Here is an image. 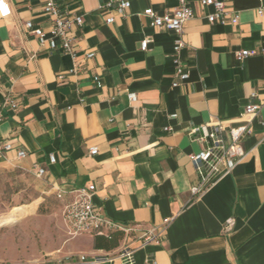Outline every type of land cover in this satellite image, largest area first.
<instances>
[{
    "label": "crops",
    "instance_id": "crops-1",
    "mask_svg": "<svg viewBox=\"0 0 264 264\" xmlns=\"http://www.w3.org/2000/svg\"><path fill=\"white\" fill-rule=\"evenodd\" d=\"M4 1L10 15L0 18V143L10 141L13 149L0 156V169L17 165L35 175L44 169L38 178L62 212L73 189L94 184L96 209L133 229L67 238L64 223L59 245L42 262L26 264L115 257L124 247L135 250L136 264H264V105L244 139L247 155L199 196L191 193L199 175L190 159L201 149L195 127L237 125L246 105L264 101V0H224L239 13L237 24L210 23L213 7L186 0L195 16L184 26L180 51L189 78L178 85L176 35L143 14L147 8L164 14L178 0H129L124 16L107 6L111 0H52L83 17L72 28L75 57L60 39L52 50L25 31L26 21L50 28L44 14L50 0ZM146 37L151 42L142 51ZM241 50L252 54L238 61ZM17 149L26 157L19 159ZM231 218L235 225L226 232ZM167 219L161 243L142 245L141 234Z\"/></svg>",
    "mask_w": 264,
    "mask_h": 264
},
{
    "label": "built area",
    "instance_id": "built-area-1",
    "mask_svg": "<svg viewBox=\"0 0 264 264\" xmlns=\"http://www.w3.org/2000/svg\"><path fill=\"white\" fill-rule=\"evenodd\" d=\"M179 5L164 14H159L151 8L145 9L143 14L151 19V25L160 29L172 30L176 35L174 51V67L176 82L178 85L189 78V71L186 63L180 57V51L185 46L184 41V26L186 22L195 16V10L187 3L186 0H178ZM118 15L124 16L130 8L129 0H111L107 3ZM200 9L213 7L214 12L207 15L210 23L217 21L232 24L239 22L240 16L237 11H231L226 8L224 0H200ZM262 13V9L259 10ZM44 14L51 20V26L48 30L34 25L32 21H26L24 24L26 33L33 35L40 44H49L52 50L59 45L57 39H60V47L63 51L76 56L73 46L72 28L74 25H82L84 20L82 16H70L55 1H48L44 6ZM10 15L8 4L4 0H0V18H5ZM115 20L114 16L109 17L106 22L108 24ZM151 40L146 37L141 41L140 48L142 51L149 49ZM252 54L249 50H241L236 52L238 61H243ZM94 53H88L87 57L92 58ZM98 81V79H96ZM256 96L255 93L252 95ZM128 97L131 102L137 100L136 93H129ZM11 106L16 108V103L9 100ZM263 102H251L244 108L237 125H227L223 121L207 123L195 127L193 133L197 135L196 139L201 145L199 152L190 155V159L199 175V181L191 188V193L199 196L220 180L230 175L239 161L246 155L247 150L244 146V139L252 133V123L258 116ZM2 117L0 116V121ZM13 149V144L10 141L0 143V156L5 152ZM97 147H92L90 153L96 154ZM27 155L23 149H17V157L25 158ZM54 160V157L51 156ZM45 170L39 168L36 171V176L41 177ZM96 186L90 184L84 187L75 188L72 190L73 197L67 202L63 209V220L66 226V231L69 237L74 238L83 233L104 234L108 231L120 230L126 234L132 232L131 227L122 226L101 213L96 209L93 203V195ZM59 198L63 196L58 193ZM171 219L164 222L161 229L150 228L144 231L140 239L142 245L151 243L160 244L161 237L166 232ZM235 225L233 218L229 219L225 224V231L229 232ZM135 250L130 247H124L117 256H89L86 254L70 255L65 260L57 262L52 261L51 264H101L108 261L113 262L115 259H120L122 264H136L134 257ZM152 264H156L152 260Z\"/></svg>",
    "mask_w": 264,
    "mask_h": 264
},
{
    "label": "rangeland",
    "instance_id": "rangeland-1",
    "mask_svg": "<svg viewBox=\"0 0 264 264\" xmlns=\"http://www.w3.org/2000/svg\"><path fill=\"white\" fill-rule=\"evenodd\" d=\"M13 210L24 216L0 227V264L42 262L65 232L60 200L35 174L14 165L0 169V216Z\"/></svg>",
    "mask_w": 264,
    "mask_h": 264
},
{
    "label": "bare ground",
    "instance_id": "bare-ground-1",
    "mask_svg": "<svg viewBox=\"0 0 264 264\" xmlns=\"http://www.w3.org/2000/svg\"><path fill=\"white\" fill-rule=\"evenodd\" d=\"M22 212H20L19 210H13L7 215L0 216V227L6 225H12L17 221H19L21 217L24 216V212L23 213Z\"/></svg>",
    "mask_w": 264,
    "mask_h": 264
},
{
    "label": "trees",
    "instance_id": "trees-1",
    "mask_svg": "<svg viewBox=\"0 0 264 264\" xmlns=\"http://www.w3.org/2000/svg\"><path fill=\"white\" fill-rule=\"evenodd\" d=\"M112 237H113V232L109 233L107 238L109 239V238H112Z\"/></svg>",
    "mask_w": 264,
    "mask_h": 264
}]
</instances>
